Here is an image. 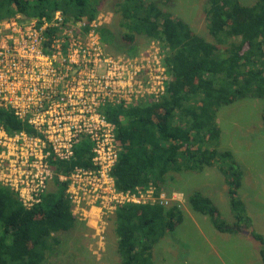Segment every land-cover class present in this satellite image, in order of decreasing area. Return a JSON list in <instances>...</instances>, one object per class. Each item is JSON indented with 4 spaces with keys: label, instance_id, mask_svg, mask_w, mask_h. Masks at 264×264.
Instances as JSON below:
<instances>
[{
    "label": "trees",
    "instance_id": "obj_1",
    "mask_svg": "<svg viewBox=\"0 0 264 264\" xmlns=\"http://www.w3.org/2000/svg\"><path fill=\"white\" fill-rule=\"evenodd\" d=\"M103 1L0 0V19L17 14L50 19L60 11L67 21L90 24L100 14ZM112 1L121 30L115 33L108 24L95 27L105 47L135 57L146 49L137 42L138 36L156 40L170 76L159 100L145 99L127 107L106 105L102 110L115 125L121 149L112 170L117 190L153 185L158 194L180 172L217 167L228 185L232 221L200 190L188 195V203L193 211L208 216L220 232L247 230L260 243L264 261V235L254 229L239 194L242 169L232 151L218 148L221 129L217 121L220 108L237 100L264 102V0L251 5L240 0H207V31L212 41L163 10L158 5L161 0ZM116 44L122 48L117 49ZM262 120L264 125V105ZM0 122L9 134L36 133L8 109L0 108ZM92 148L91 141L84 138L72 159L54 161L49 189L31 209L0 183V264H43L61 244L58 235L83 227L73 214L68 183L59 176L76 167L91 168ZM183 219L175 201L120 206L110 219L119 264H155V245Z\"/></svg>",
    "mask_w": 264,
    "mask_h": 264
},
{
    "label": "built area",
    "instance_id": "obj_2",
    "mask_svg": "<svg viewBox=\"0 0 264 264\" xmlns=\"http://www.w3.org/2000/svg\"><path fill=\"white\" fill-rule=\"evenodd\" d=\"M101 24L99 16L90 24L67 21L60 11L50 19H0V108L36 132L9 134L0 122V183L31 209L49 189L53 162L69 161L81 140L89 139L92 167L59 178L68 183L74 216L93 227L98 245L120 206L175 201L153 185L116 188L112 170L121 149L102 110L157 101L170 76L158 41L135 57L113 54L95 30Z\"/></svg>",
    "mask_w": 264,
    "mask_h": 264
},
{
    "label": "rangeland",
    "instance_id": "obj_3",
    "mask_svg": "<svg viewBox=\"0 0 264 264\" xmlns=\"http://www.w3.org/2000/svg\"><path fill=\"white\" fill-rule=\"evenodd\" d=\"M111 1L101 3L99 21L119 33V14L114 12ZM255 1L240 0L243 5H251ZM206 3L207 0H161L158 5L188 23L194 32L212 41L207 31ZM152 41L146 37L137 38V42L146 49ZM115 47L121 49L122 45L116 44ZM105 48L119 54L112 47ZM263 105L261 99L237 100L220 108L217 121L221 129L218 148L232 151L240 165L243 184L239 194L254 229L264 235ZM195 190L212 198L221 215L232 221L228 185L217 167H208L202 172L176 174L174 179L167 182L163 192L178 202L184 219L155 245V264H264L261 245L247 230L242 229L235 234L220 232L214 228L208 216L191 209L187 197ZM93 233V227L87 223L58 235L61 244L43 264H119L117 237L111 220L108 221L102 244L96 243Z\"/></svg>",
    "mask_w": 264,
    "mask_h": 264
},
{
    "label": "crops",
    "instance_id": "obj_4",
    "mask_svg": "<svg viewBox=\"0 0 264 264\" xmlns=\"http://www.w3.org/2000/svg\"><path fill=\"white\" fill-rule=\"evenodd\" d=\"M79 222H83L84 224H87L86 222H84V221H81V220H78Z\"/></svg>",
    "mask_w": 264,
    "mask_h": 264
}]
</instances>
